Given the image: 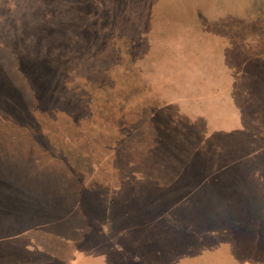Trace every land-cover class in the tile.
I'll return each instance as SVG.
<instances>
[{
	"label": "rangeland",
	"instance_id": "obj_1",
	"mask_svg": "<svg viewBox=\"0 0 264 264\" xmlns=\"http://www.w3.org/2000/svg\"><path fill=\"white\" fill-rule=\"evenodd\" d=\"M249 1L87 0L85 18L0 0V62L57 66L38 113L0 102V264H264V0Z\"/></svg>",
	"mask_w": 264,
	"mask_h": 264
},
{
	"label": "trees",
	"instance_id": "obj_2",
	"mask_svg": "<svg viewBox=\"0 0 264 264\" xmlns=\"http://www.w3.org/2000/svg\"><path fill=\"white\" fill-rule=\"evenodd\" d=\"M79 1V0H77ZM87 2V0H80L79 4L76 3L74 4V2H70V0H48V3L50 4V10H48L47 15L49 16H54L57 15L58 13H64L66 10L67 11H74V10H78L80 12H83L84 14H82V16L86 17H95L94 16V11H99L100 6H98L97 8L89 2V4H85ZM255 1L254 0H250L248 3V6L253 4ZM94 3V2H93ZM102 4V3H101ZM93 6L92 8L89 7ZM254 5V4H253ZM252 5V6H253ZM78 6V7H77ZM201 6V5H200ZM105 8V7H104ZM264 8H259L258 11H260L261 13L262 10ZM107 10V9H106ZM264 11V10H263ZM74 13V12H73ZM164 14V18L168 19L170 25L172 24L173 18L167 17L166 14L164 12H162ZM159 16H160V12H158ZM156 16V13H155ZM182 16V15H181ZM142 18H145V21L149 20V16H142ZM151 17V16H150ZM154 21L156 19L152 18ZM157 20H159V17L157 18ZM159 21H163V20H159ZM65 26H61L60 29L62 31H66V29H68V27L70 28V30H72V32L69 33L68 36H74L76 33L79 34V36L84 37L87 36V34L89 32H91V30L98 28L97 26L94 27H90L88 25H81V24H73V23H65ZM132 26H134L132 24ZM168 28V27H167ZM74 31V32H73ZM76 31V33H75ZM88 31V32H87ZM45 32V30L43 31ZM163 32V30H162ZM89 36L91 37V33L89 34ZM143 37H146V35H144ZM148 38V39H147ZM147 39V40H146ZM86 40V39H85ZM84 39L79 40L78 43H86ZM112 40V39H110ZM87 42H91L92 40L88 39L86 40ZM136 40L133 39V41H131L132 43H134ZM161 40H157V39H150V37H146L144 39L141 40L142 43H140L139 45H161L163 44L165 48H167L168 45H170V42L167 40L164 43L160 42ZM130 43V45L132 44ZM151 43V44H150ZM72 43H68L69 47H71ZM72 46H75L72 44ZM169 49V48H167ZM159 50V49H158ZM7 60V63L5 62H0V71L3 69L9 70V76H10V83L11 82H18L19 80L23 79L26 80L29 78L30 82L32 81V85L33 88L37 89L38 91H36L33 94H27L25 92H21L19 89L22 88L20 85H16L13 87H10L9 90L3 89L5 87H7L9 85V82H7L6 80L2 79L0 82V102L2 105L7 107V110L9 112V108H13V111L16 112V115L20 114H26L29 116L31 113L33 115V112L35 111L36 113H38V109H36L37 107L41 106L44 103V93L42 94V92H40L41 88L38 86L39 81H44L47 82L48 84H53L54 82H56V80L53 78H49V77H45L43 75L40 74L41 70H46L48 69L47 64L51 65L52 68H50L51 70L53 69V67L57 68L56 66V62L52 63V62H48V60L45 59H39V58H35V57H24L22 55H10L7 56L5 58ZM56 61V60H55ZM58 62L62 65L63 68L68 69L69 74L71 75L72 72H74L76 69H80V68H88L89 66H87L86 63L84 64H77V62H75V59L71 60L68 58H59L58 57ZM157 60L154 59L153 63H156ZM148 66V61L146 62V64ZM112 69L118 67L117 65H112ZM137 61L135 58L131 59L128 61V69L130 70H135L137 67ZM155 67V66H154ZM99 68H106V65L103 63H99L96 65V70L98 72ZM83 70V69H82ZM19 72L22 73H27V74H31L30 76H24L22 74H20ZM29 72V73H28ZM123 75V74H122ZM69 76V75H68ZM20 77V78H18ZM32 77V79H31ZM70 77V76H69ZM124 77V75H123ZM68 79V78H67ZM66 83L68 82L67 80H65ZM58 83H63L62 81H58ZM51 89L54 91V88L51 87ZM50 91V90H49ZM7 92V93H6ZM53 96V94H50V96ZM51 96L50 101H54V98ZM93 98H98V95L92 96ZM13 100V102H15L14 104H10L11 107H9V105H6V102H8L7 100ZM18 104H20L19 107ZM0 113H1V109H0ZM13 114V113H12ZM31 115V116H32Z\"/></svg>",
	"mask_w": 264,
	"mask_h": 264
}]
</instances>
